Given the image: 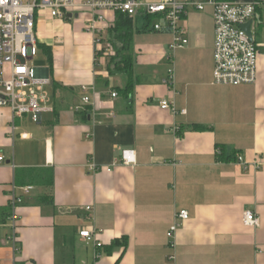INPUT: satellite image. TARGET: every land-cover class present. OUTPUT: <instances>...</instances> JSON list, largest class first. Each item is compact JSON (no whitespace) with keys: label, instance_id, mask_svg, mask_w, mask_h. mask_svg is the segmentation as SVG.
I'll use <instances>...</instances> for the list:
<instances>
[{"label":"crops","instance_id":"obj_1","mask_svg":"<svg viewBox=\"0 0 264 264\" xmlns=\"http://www.w3.org/2000/svg\"><path fill=\"white\" fill-rule=\"evenodd\" d=\"M109 17L94 33L82 14L39 15L33 65L51 80L53 110L36 121L0 108V264H264V8L252 29L257 80L239 87L213 83L212 7L189 10L188 44L177 50L170 33L132 19L129 96L96 45L109 44L117 14ZM14 196L23 199L15 224ZM181 211L190 218L169 238ZM246 212L259 227L244 225Z\"/></svg>","mask_w":264,"mask_h":264},{"label":"built area","instance_id":"obj_2","mask_svg":"<svg viewBox=\"0 0 264 264\" xmlns=\"http://www.w3.org/2000/svg\"><path fill=\"white\" fill-rule=\"evenodd\" d=\"M207 7H212L214 11V85L239 87L255 84L259 49L243 27L255 20L257 11L264 8V0L249 3L220 0H88L81 4L75 0H0V108H10L14 118L32 114L36 121L43 112L53 110L47 106L50 98L45 91L51 80L40 77L33 65L38 52L37 20L41 13H48L52 19L60 21L67 20L69 14L73 18L85 15L87 30L94 33L103 32L114 21L109 14L122 13L132 19L141 18L152 31L170 33L173 37L172 49L177 50L188 44L182 20L190 9L202 12ZM103 44L102 40L96 39L98 52L105 57L113 56L112 45ZM168 75L166 84L173 80L174 70L170 69ZM111 97L116 99L118 94L113 92ZM84 103L89 104L90 99L86 97ZM162 109L177 112L175 106L166 101ZM3 160L0 157V164ZM122 160L126 165H133L134 152L123 151ZM239 162L242 163L243 158H239ZM31 189L26 188L25 191ZM22 203L23 199L17 196L10 203L14 224ZM189 218L187 211L177 213L176 223L168 237L173 238ZM243 223L247 227L260 225L259 218L252 212L244 214ZM80 237L91 242L93 233L85 230Z\"/></svg>","mask_w":264,"mask_h":264},{"label":"trees","instance_id":"obj_3","mask_svg":"<svg viewBox=\"0 0 264 264\" xmlns=\"http://www.w3.org/2000/svg\"><path fill=\"white\" fill-rule=\"evenodd\" d=\"M233 1V0H220ZM135 29L132 18L117 13L115 26L109 33V44L114 48V55L108 57L107 70L111 77L122 76L125 81L123 88L116 89L120 94L129 96L135 87L134 78V43Z\"/></svg>","mask_w":264,"mask_h":264},{"label":"water","instance_id":"obj_4","mask_svg":"<svg viewBox=\"0 0 264 264\" xmlns=\"http://www.w3.org/2000/svg\"><path fill=\"white\" fill-rule=\"evenodd\" d=\"M73 16L71 14L68 15V19H72ZM253 25H254V21L249 22L248 24L244 25L243 29L245 30V32L247 33L248 37L253 40Z\"/></svg>","mask_w":264,"mask_h":264},{"label":"rangeland","instance_id":"obj_5","mask_svg":"<svg viewBox=\"0 0 264 264\" xmlns=\"http://www.w3.org/2000/svg\"><path fill=\"white\" fill-rule=\"evenodd\" d=\"M38 55H37V57H36V59H35V61H34V64L36 65V67L37 66H39L40 64H41V58H40V55H39V52L37 53Z\"/></svg>","mask_w":264,"mask_h":264}]
</instances>
